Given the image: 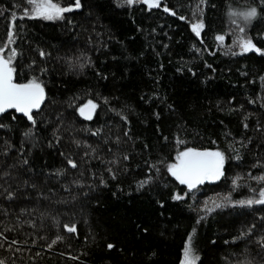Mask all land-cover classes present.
<instances>
[{
	"label": "trees",
	"instance_id": "trees-1",
	"mask_svg": "<svg viewBox=\"0 0 264 264\" xmlns=\"http://www.w3.org/2000/svg\"><path fill=\"white\" fill-rule=\"evenodd\" d=\"M81 5L47 20L21 15L27 0H0V47L14 24L13 80L36 77L45 89L35 123L0 116V262L179 264L191 232L196 264H264V204L200 208L264 186L253 179L264 174V53L229 48L243 27L264 49V0ZM249 6L250 22L230 18ZM88 100L96 108L81 115ZM185 146L223 151V175L181 184L166 165Z\"/></svg>",
	"mask_w": 264,
	"mask_h": 264
},
{
	"label": "snow or ice",
	"instance_id": "snow-or-ice-1",
	"mask_svg": "<svg viewBox=\"0 0 264 264\" xmlns=\"http://www.w3.org/2000/svg\"><path fill=\"white\" fill-rule=\"evenodd\" d=\"M134 0H126V3L132 4ZM27 3L31 5L30 8H25L21 15L31 16V17H42L48 20H55L62 18L63 13L71 9L81 8V0H74V3L63 4L58 2V0H27ZM143 3L146 4L149 8L153 5H158L160 0H143ZM205 0H198V4H204ZM2 7V6H0ZM165 11L172 12L171 8H168L166 5ZM194 11H199L202 13V8H194ZM230 18L234 15H238L243 18L245 23L250 22L257 15V8L255 6H249L241 10H234L233 8L228 9ZM13 19L16 17V13L13 14ZM185 19V17H181ZM236 21L233 20V23ZM8 43H11L13 37V23L8 24ZM190 27L193 32L198 36L200 35V29L204 27L202 19H195L194 22H191ZM240 33L236 37V43H238L240 52H247L250 49H254L258 53H264V49L257 47L251 38H247L243 35L244 28L240 27L238 29ZM217 41H223L224 36L221 34L216 35ZM7 47V45H5ZM5 47H0V112H3L5 109L14 108L18 113H23L28 121L35 123V118L32 113L33 109H38L41 107L42 101L45 99V89L42 82L36 78L32 77L23 82H15L13 80V67L12 59L16 55V48H11L8 52L7 58L4 55ZM200 51V49H197ZM41 55H44L41 52ZM90 62V61H89ZM80 67L83 68V64H80ZM43 71V69H41ZM96 108V104L92 100H88L86 104L80 105L77 111L81 115H90L92 110ZM0 127H8V125H0ZM59 127V126H58ZM247 127V124H245ZM55 131V130H54ZM31 134V128L27 129L25 135ZM77 144L80 141H76ZM182 143V142H181ZM239 158V153L237 151V156ZM125 159H127V154H125ZM225 153L220 149L213 148H196L185 146L182 149H178L175 152V159L168 161L166 167L167 172L171 173L176 180L180 181L181 184L187 186L188 189H195L197 184L203 183L204 181H214L218 180L221 175H223V168L225 165ZM68 164L75 167V161L68 159ZM58 172L63 171V169L57 170ZM111 172V168L109 169ZM157 171L159 169L157 168ZM151 176H146L142 181L138 182L141 186L147 184L151 180ZM237 178H233V186L237 185ZM258 181H264V174H261L258 177H253ZM100 183H104V180L101 179ZM258 197L250 196L240 200L230 199L229 193H224L219 198L213 199L211 201V206L207 202L202 203L200 208L204 210V214L213 211L214 208L222 206L224 203L239 204V205H253V204H264V186L260 187L258 190ZM7 195L11 197L12 192H8ZM173 200H180L182 196L178 193H173ZM207 200V198H206ZM163 203V201H159ZM70 232L76 230V225L73 224L71 227L69 225H64ZM252 229L250 228L249 231ZM244 233H241L243 235ZM192 233H189V239H186L184 242L183 254L179 261V264H196V259L198 258L197 253L194 251V248L191 243ZM63 237L57 236L52 240L51 244H48L47 247H51L56 240L62 239ZM264 243V240L261 241ZM35 243V241H33ZM109 248L113 245L109 244ZM2 264V262H0Z\"/></svg>",
	"mask_w": 264,
	"mask_h": 264
},
{
	"label": "rangeland",
	"instance_id": "rangeland-1",
	"mask_svg": "<svg viewBox=\"0 0 264 264\" xmlns=\"http://www.w3.org/2000/svg\"><path fill=\"white\" fill-rule=\"evenodd\" d=\"M30 7H31V5H30ZM29 7V8H30ZM71 10H73V9H71ZM68 11H70V10H68ZM67 12V11H66ZM64 14V13H63ZM29 17H31V16H29ZM34 18H42V17H34ZM59 19V18H58ZM48 20V19H47ZM56 20V19H55ZM236 37L237 36H235V39L233 40V42H232V44H230V46H229V48H231V49H234V50H236V51H238V52H240L239 51V46H238V43H236ZM8 41H9V38H8V40L5 42V44L2 46V47H5V45H7V47H5V52H4V55H5V57L7 58V55H8V52L10 51V49L12 48L11 47V45H12V40H11V43H8ZM224 41V40H223ZM223 41H217V43L219 44V45H221L222 43H223ZM250 50H254V49H250ZM174 159H175V157H174ZM222 176V175H221ZM215 181H217V180H214V181H204L203 183H205V182H215ZM203 183H200V184H203ZM200 184H197L196 186H198V185H200ZM197 260V259H196Z\"/></svg>",
	"mask_w": 264,
	"mask_h": 264
},
{
	"label": "water",
	"instance_id": "water-1",
	"mask_svg": "<svg viewBox=\"0 0 264 264\" xmlns=\"http://www.w3.org/2000/svg\"><path fill=\"white\" fill-rule=\"evenodd\" d=\"M37 109H33L32 110V113L35 112ZM9 111H14L16 114L18 115H22L24 117H26L23 113H18L14 108H8V109H5L3 112H0V116L6 112H9ZM85 116H89V115H85ZM27 118V117H26Z\"/></svg>",
	"mask_w": 264,
	"mask_h": 264
}]
</instances>
